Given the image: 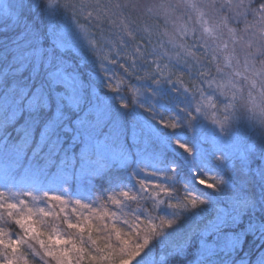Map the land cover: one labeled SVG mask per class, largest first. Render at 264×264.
<instances>
[{"label":"snow or ice","instance_id":"snow-or-ice-1","mask_svg":"<svg viewBox=\"0 0 264 264\" xmlns=\"http://www.w3.org/2000/svg\"><path fill=\"white\" fill-rule=\"evenodd\" d=\"M0 264H264V0H0Z\"/></svg>","mask_w":264,"mask_h":264},{"label":"rangeland","instance_id":"rangeland-1","mask_svg":"<svg viewBox=\"0 0 264 264\" xmlns=\"http://www.w3.org/2000/svg\"><path fill=\"white\" fill-rule=\"evenodd\" d=\"M48 2H49V0L47 1V3ZM52 2L62 5L64 3V0H52ZM55 11H56V15L58 17V19H57V24L58 25H64L65 21H68L69 23H71V21L69 20V15H70L69 13H65L62 8L61 9H57ZM45 16H46V20H47V12H45ZM80 23H84L83 19L80 20ZM73 27H74V25H73ZM174 71H176V75L177 76L183 75V79H184L186 84L189 83V77H188L187 73H182L179 69H176ZM208 120L211 122V116L209 117Z\"/></svg>","mask_w":264,"mask_h":264},{"label":"trees","instance_id":"trees-1","mask_svg":"<svg viewBox=\"0 0 264 264\" xmlns=\"http://www.w3.org/2000/svg\"><path fill=\"white\" fill-rule=\"evenodd\" d=\"M47 1H48V0H44V3L47 4ZM44 20H45V22H47L45 14H44ZM206 123H208L209 126L211 125V122H210L209 120L206 121ZM75 190H76L75 188H71V189H69L70 192H73V191H75Z\"/></svg>","mask_w":264,"mask_h":264}]
</instances>
